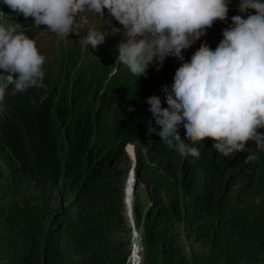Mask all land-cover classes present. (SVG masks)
I'll return each mask as SVG.
<instances>
[{"label": "trees", "instance_id": "obj_1", "mask_svg": "<svg viewBox=\"0 0 264 264\" xmlns=\"http://www.w3.org/2000/svg\"><path fill=\"white\" fill-rule=\"evenodd\" d=\"M124 71L96 84L46 80L51 90L29 88L0 112V264H127L115 241L129 234L125 147L144 127L130 107L138 101L118 90ZM204 144L199 159L184 158L158 134L151 164L136 152L137 182L146 173L151 188L148 209L137 198L133 207L147 253L189 264L184 239L208 251L194 264H264V150L249 142L225 157Z\"/></svg>", "mask_w": 264, "mask_h": 264}, {"label": "clouds", "instance_id": "obj_2", "mask_svg": "<svg viewBox=\"0 0 264 264\" xmlns=\"http://www.w3.org/2000/svg\"><path fill=\"white\" fill-rule=\"evenodd\" d=\"M0 2L62 38L80 35L77 17L89 13L111 26L107 11L121 27L111 33L88 30L81 41L98 48L110 34H122L116 65L138 78L154 61L161 66L169 56L183 61L171 87L164 88L168 107L159 96L147 100L161 140L181 157L199 159V148L208 140L225 157L245 152L249 142L264 150V0H239L233 8V0ZM196 41L185 61L184 51ZM46 59L21 23L0 19V111L29 88L45 89ZM255 158L250 153L244 162Z\"/></svg>", "mask_w": 264, "mask_h": 264}, {"label": "rangeland", "instance_id": "obj_3", "mask_svg": "<svg viewBox=\"0 0 264 264\" xmlns=\"http://www.w3.org/2000/svg\"><path fill=\"white\" fill-rule=\"evenodd\" d=\"M85 19L87 22H84ZM77 20L82 24V29L79 30L80 35L72 33L68 38H62L42 30H36L32 32L33 38L36 40L40 52L47 58L46 64L44 66V69H47L45 77L46 80L51 81L52 83L57 81L56 79L67 82L66 78L68 75L69 78L71 77V81L73 82L76 79V76L79 74L80 78H84L85 81L89 82L90 84L103 82L106 79L109 80L110 78L107 76L100 77V75L105 74V67L100 64L93 66L96 63V59L91 56L90 52H87L91 50V46L86 45L81 41V39L87 35L88 30L94 29V27L98 26L101 27L103 23L95 22L100 19L94 18L93 15H86V17L82 15L80 17H77ZM105 28L107 32L111 33L113 25L107 26L105 22L104 30ZM95 30L103 32L102 29L95 28ZM111 35L112 34L109 35V38H113L115 40V43H118V35L121 34H117V36ZM96 50L97 49H95L94 51ZM79 58L81 59L77 63ZM154 64L156 65L155 70L158 71L159 69L160 75L150 77L149 71L147 70L146 76H141L138 78L131 74V72L128 73L124 71L121 73L120 78L117 79L118 90L122 95H125L126 97L124 102H131V99L129 98V96H127L128 94L131 97H134L135 101H138V107L144 106L137 109V106L130 105L135 115H137V117L143 121L142 125L144 127L141 132L138 131L131 136V139H133V141L128 143L125 147V155L129 159V161H131V163L133 162L130 157L135 158L136 152L138 151L141 152V158L145 159L147 164L152 163L149 150L152 147L155 136L159 134L160 126L156 124L155 118L149 108L151 106L147 103V100L152 96H159L162 101V106L165 108L168 107L164 88H170L174 82V76L168 72L170 68V60L165 61L162 66L158 61H154ZM66 68L68 69L67 72ZM0 74L2 73L0 72ZM59 75H61L62 79L61 77L59 78ZM89 78L93 80L88 81ZM64 85H67V83ZM44 87L45 89H47V91L51 90L50 84H46ZM138 96L142 97L144 100L140 101ZM180 135L182 138L186 137V132L183 127H181L180 129ZM174 150L176 149L174 148ZM161 159L164 162L167 161V158L165 157H162ZM170 164L172 165L171 169L176 168L177 160H170ZM144 175H146V173H144ZM144 175L139 179V182H137L138 187H136L137 192H134L135 194L133 193V181L128 180L126 182L125 216L129 215L130 209L131 214L133 215V207L135 204L134 201H136V198L144 205L145 210H147L151 205L149 196V190H151V188L146 184L147 182L144 179ZM59 206L60 195L58 194L54 208H58ZM127 225L129 234H122L115 238V241L117 243H126L124 249L121 251V257H127V264H130V259H132L135 264H137L138 261H140V264H179L181 259H173L164 252H158L156 256H154V258L149 257L145 245V230L143 229V227H140L138 230L137 228L134 229L129 216L127 218ZM178 231L180 232L181 228ZM180 243L181 249L183 250L184 254L183 259L186 260L189 264H194L195 257H205L208 253L207 250L190 242H187L184 239H181ZM133 250L135 251V255H133L132 257Z\"/></svg>", "mask_w": 264, "mask_h": 264}, {"label": "water", "instance_id": "obj_4", "mask_svg": "<svg viewBox=\"0 0 264 264\" xmlns=\"http://www.w3.org/2000/svg\"><path fill=\"white\" fill-rule=\"evenodd\" d=\"M130 158H132V157H130ZM132 162H133V163H132V166H131V169H130L129 175H128V177H127V181H128V180L133 181V185H134L133 193H134L135 190H136V187H137V178H135L136 159L134 158ZM128 216H129V219H130V221L132 222L133 226L136 228L135 223H134V217H133V215L131 214V209H130V213H129Z\"/></svg>", "mask_w": 264, "mask_h": 264}, {"label": "built area", "instance_id": "obj_5", "mask_svg": "<svg viewBox=\"0 0 264 264\" xmlns=\"http://www.w3.org/2000/svg\"><path fill=\"white\" fill-rule=\"evenodd\" d=\"M133 228L135 229V227L133 226ZM133 255H135V251L133 250V253H132V257ZM130 264H135L133 260L130 259ZM137 264H140V261H138Z\"/></svg>", "mask_w": 264, "mask_h": 264}, {"label": "bare ground", "instance_id": "obj_6", "mask_svg": "<svg viewBox=\"0 0 264 264\" xmlns=\"http://www.w3.org/2000/svg\"><path fill=\"white\" fill-rule=\"evenodd\" d=\"M40 36V35H39ZM113 83V82H112ZM115 85V84H114ZM112 86V85H111ZM147 96V95H146ZM148 97V96H147ZM149 107V106H148ZM18 109V108H17ZM114 111V110H113ZM133 114V113H132ZM135 194V193H134Z\"/></svg>", "mask_w": 264, "mask_h": 264}]
</instances>
